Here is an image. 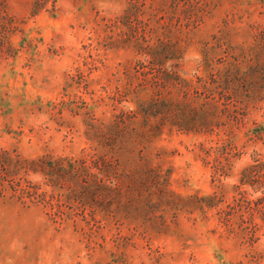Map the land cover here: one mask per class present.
I'll list each match as a JSON object with an SVG mask.
<instances>
[{
    "label": "rangeland",
    "instance_id": "obj_1",
    "mask_svg": "<svg viewBox=\"0 0 264 264\" xmlns=\"http://www.w3.org/2000/svg\"><path fill=\"white\" fill-rule=\"evenodd\" d=\"M262 4L0 0V264H264Z\"/></svg>",
    "mask_w": 264,
    "mask_h": 264
},
{
    "label": "trees",
    "instance_id": "obj_2",
    "mask_svg": "<svg viewBox=\"0 0 264 264\" xmlns=\"http://www.w3.org/2000/svg\"><path fill=\"white\" fill-rule=\"evenodd\" d=\"M257 1H263V7H264V0H257ZM250 3H248L249 5ZM252 13L250 12V9L243 11V13L240 15L242 16H247V17H251ZM229 17V16H227ZM118 19H113L112 22L113 23H117ZM231 23V22H230ZM229 25V21L227 20L225 22V28H228ZM254 27V26H252ZM258 29L259 26L257 25ZM170 76V74H168V72H163L162 73V77L166 80V79H170L168 78ZM170 81V80H169ZM264 82V73H260L259 77L257 78H252V83L254 87V90H258V88L263 89L264 86H260V84ZM247 84V83H246ZM245 84V86H246ZM250 85V84H249ZM264 85V83H263ZM254 90H251L252 92H255ZM89 162H96V157L93 155H82L79 157H72L69 159H65V158H58L56 160H47V158H41L40 160H37L34 162V164L39 167L43 173H45V175H50L51 178H55V179H63L66 182H72L74 181V179L77 178L78 174L77 172L81 173V172H88V170L90 169L89 167ZM30 165H28L26 167V165H24V168L26 170L30 169L29 168ZM29 171V170H28ZM90 173H87V175L89 176ZM77 175V176H76ZM91 176V175H90Z\"/></svg>",
    "mask_w": 264,
    "mask_h": 264
}]
</instances>
